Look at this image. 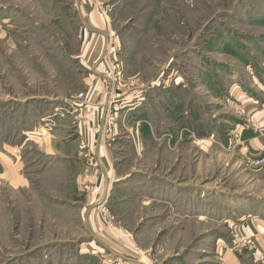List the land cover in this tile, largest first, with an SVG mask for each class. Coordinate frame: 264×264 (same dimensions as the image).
I'll use <instances>...</instances> for the list:
<instances>
[{"label":"rangeland","instance_id":"obj_1","mask_svg":"<svg viewBox=\"0 0 264 264\" xmlns=\"http://www.w3.org/2000/svg\"><path fill=\"white\" fill-rule=\"evenodd\" d=\"M98 2L105 16L91 0H77V14L67 0H0L40 25L16 23L11 41L0 40V151L15 154L29 180L19 190L0 184V264H262L247 247L235 250L233 218L221 214L212 191L233 190L225 173L233 163L219 142L235 143V124L264 131L243 105L250 99L264 112V0ZM91 11L108 35L92 57L95 44L89 51L84 44L93 33L85 41L81 28ZM109 43L126 86L116 93L142 91L135 95L146 96L148 108L138 135L129 134L138 121L130 119L115 147L122 150L114 165L126 176L95 196L83 178L76 184V166L61 155L77 157L66 102L87 96ZM52 143L56 155L46 147ZM99 146L111 148L112 140ZM171 181L195 193L172 194ZM101 211L113 225L100 221Z\"/></svg>","mask_w":264,"mask_h":264},{"label":"crops","instance_id":"obj_2","mask_svg":"<svg viewBox=\"0 0 264 264\" xmlns=\"http://www.w3.org/2000/svg\"><path fill=\"white\" fill-rule=\"evenodd\" d=\"M27 1H29L30 3L33 0ZM63 2L59 1L60 4H63ZM67 2L70 4V9L76 12L77 14V0H67ZM88 16V26H83L81 28L87 30L84 36L85 41H87L88 38L86 37L89 34L88 31L93 33L92 40L90 38L87 43L84 44L87 46V50L90 48L91 42L95 44V47L93 46V51L91 54L92 57L93 53L96 52V49L99 44L101 45L100 50L102 49L103 52V50L105 49V43L107 42L108 35L106 32H102L103 28L98 24L99 20L96 19V15H93L92 11L90 12V14H88ZM16 23L20 26L32 28L35 26H40L38 25L37 21L33 20L32 16L28 14V12L20 11L15 5H0V40L5 39L8 42L11 41L10 36L8 37V35H10L9 30H12L15 27ZM100 80V77L95 74L92 79V82L90 81L91 84H86L88 90L87 97L89 98V101L96 102L98 100L101 101L104 99L105 90ZM140 92H127L126 94V98L129 101L126 107L121 111L122 114H125V127H119V134L112 140V149L99 146L95 141L94 136L89 134L88 128L83 127V131L79 130L77 133H74L77 136V157L66 158L64 155H61L63 157L61 162L65 164L71 163L76 166V184L77 181L78 184H80L81 178L85 177V180L88 182L87 189H91L92 193L95 196L101 194L102 191L103 193L105 191L109 192L110 190L107 189V187H111L113 186V184H118L122 180V177L126 176H119L121 164L114 165V163L117 161V159H115L114 157H117L119 150H122L119 149L118 151H115V147L122 148L123 139L127 138L124 130L126 127H128L130 119H132L133 121L135 119H138L136 123L133 122L135 123L133 124L135 128L134 131H132V133H129L133 136H135L136 134L138 135V127H141V125L145 123V120L142 119V116H145V112L148 108L146 96L143 97L141 95V100L135 98V93ZM160 101V99H155L154 104L156 106H159ZM168 103L170 105L173 104V108H177V102L175 100L172 101L169 99ZM253 103L254 102L250 99H248L247 102H245V100L243 101V105L247 104V107H253V109L249 111L253 114L256 119L261 122L264 127V112H256ZM234 124L235 123H233V125ZM233 125L231 124V127L229 129H231ZM235 127L232 130L238 135L236 137L235 143H232L231 139L227 140V138L223 140V143L220 144L219 142V146L222 147L224 152L225 161H227V158H229L230 162L233 163V169H231L230 172H225L226 174L228 173V176H230L232 183L231 189L233 190L226 191V189H217L212 191V194L217 196L219 200H221L222 203L220 204L224 205V207L221 206V214H226L225 216H227V218H233V221H228V223L232 226H235V230H237L239 236L243 239L254 240L259 251L264 253V189H257V186L264 185V167L260 169H252L248 165V162L251 159L264 156V131L260 134H255L252 131L243 130L241 127L240 129H238V125L236 124ZM82 139L89 140L90 151L93 153L95 158V168L93 169L87 168L85 166L84 160L81 158V152L79 150V141ZM59 142H61V140ZM46 147L50 148L51 154L56 155L52 148L53 143L49 145L47 144ZM171 149L172 147L170 146V150ZM74 150L76 151V148ZM77 161L79 162L78 169ZM111 161L113 163V167L111 166ZM236 167L238 168L236 169ZM22 169L23 166L15 154H11L7 151H0V184L7 185L8 187H10V189L14 190L29 188V180L24 176ZM242 182L248 184V193H243V191L240 189L242 187ZM169 189L170 192L175 195H191L195 193V190L191 189L190 186L185 185L179 187L177 183L173 184L172 181L169 186ZM258 190L263 191V193H258ZM226 192H228V195ZM202 193L206 199H209L210 189L202 188ZM95 196L90 195L88 197L91 199L90 205H94L93 200H96ZM175 204L176 206H178L177 203ZM189 208H191V205H183V210L185 209L188 212V210H191ZM203 218V215H197V219L203 220ZM214 239V242H217L221 238L219 236H215ZM237 249L238 247H235L236 251ZM237 263H239L238 259L235 261L234 264Z\"/></svg>","mask_w":264,"mask_h":264},{"label":"built area","instance_id":"obj_3","mask_svg":"<svg viewBox=\"0 0 264 264\" xmlns=\"http://www.w3.org/2000/svg\"><path fill=\"white\" fill-rule=\"evenodd\" d=\"M91 1L95 7L100 10L101 16H105V13L101 8V3H99L98 0ZM111 45L112 43L108 44L106 52L102 56L101 66H105L103 72L101 74H96L104 84V99L101 101L98 100L97 103L93 104L89 103L88 97L85 94L80 93L75 98H71L66 102V105L69 108L67 114L69 115L70 129L77 133L79 130L83 131V127H87L89 134L94 136L98 145L99 140L109 143V140H113V138L119 134V127H125V114H122L121 111L126 107L129 101L126 98L127 92L116 93L119 91L117 89L120 84H123V88H121L122 90L126 86L121 82L123 77L122 70L119 69V66L115 64L114 61H111ZM135 98L141 100L142 96L136 95ZM99 113L103 119V124H98L97 122ZM251 122H253V120H251ZM79 150L81 152V158L85 162V166L91 169L95 168V158L90 151L89 140H80ZM248 165L252 169H260L264 167V156L251 159L248 162ZM82 178V183L85 184L84 189H87V181L85 180V177ZM99 219L104 225H113V219L103 211L100 212ZM232 236L234 242L237 243V247H247L252 252V259L254 262L264 264V253L259 251L254 240L243 239L236 231L232 233Z\"/></svg>","mask_w":264,"mask_h":264}]
</instances>
